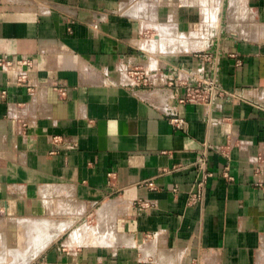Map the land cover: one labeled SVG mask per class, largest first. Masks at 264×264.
I'll return each mask as SVG.
<instances>
[{"label":"crops","instance_id":"obj_1","mask_svg":"<svg viewBox=\"0 0 264 264\" xmlns=\"http://www.w3.org/2000/svg\"><path fill=\"white\" fill-rule=\"evenodd\" d=\"M208 48L232 97L179 103L163 72ZM0 58V242L40 220L29 264H264V0H0Z\"/></svg>","mask_w":264,"mask_h":264},{"label":"built area","instance_id":"obj_2","mask_svg":"<svg viewBox=\"0 0 264 264\" xmlns=\"http://www.w3.org/2000/svg\"><path fill=\"white\" fill-rule=\"evenodd\" d=\"M192 56L197 62L196 68L178 64L166 69L165 72L162 71L164 77L167 78L166 83L169 87L180 88L184 91V96L179 99V103L204 104L212 107L220 99L231 98L232 95L225 92L218 82L219 52L208 48L194 52ZM9 65L10 62L8 60L0 58V69H4ZM128 77L135 87H150L153 84L152 76L142 68L130 70ZM26 80L27 76L20 74L17 82L25 83ZM169 123L176 130H181L185 125V121L175 115L170 117ZM206 158V150H201L196 154L192 163V167L197 174L192 194L196 198L201 197L204 185L210 176L206 172ZM147 187L154 189L152 183H148Z\"/></svg>","mask_w":264,"mask_h":264},{"label":"rangeland","instance_id":"obj_3","mask_svg":"<svg viewBox=\"0 0 264 264\" xmlns=\"http://www.w3.org/2000/svg\"><path fill=\"white\" fill-rule=\"evenodd\" d=\"M198 24H194L193 26H191L192 28L190 29V32H192V31L195 32L194 31V30H196L195 27H197ZM178 35H180V33ZM176 50L177 49L171 50V51L174 53H176V52L178 53L179 51H176ZM189 52H191V51H189ZM15 222L18 225L16 224L13 232H14L15 238H19L20 240H19V242L18 241L12 242L11 244H8L4 241L0 242V264H29L30 262L35 261L34 257L36 255V253H38L40 248H42L44 246V243H45L44 241H43V244L38 243L40 240H43V237H44L42 235V230H39V226H41L44 221H40V220H29V221L15 220ZM51 224H54L53 221L51 222ZM46 238H47V236H46ZM5 251L10 252V255H11L10 258H5L3 256L5 254L4 253ZM21 251L26 252V257H24V258L21 257V254H22ZM27 254L29 255V258L27 257ZM160 264H175V263H174V260L172 258H170L168 255H165L162 258H160Z\"/></svg>","mask_w":264,"mask_h":264}]
</instances>
